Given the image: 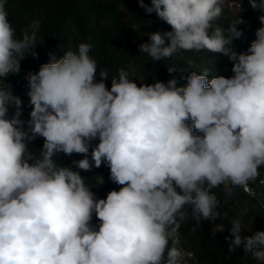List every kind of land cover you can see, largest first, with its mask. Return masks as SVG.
<instances>
[{
  "label": "clouds",
  "instance_id": "obj_1",
  "mask_svg": "<svg viewBox=\"0 0 264 264\" xmlns=\"http://www.w3.org/2000/svg\"><path fill=\"white\" fill-rule=\"evenodd\" d=\"M7 2L0 0V264H185L176 246L181 224L215 221L221 214L212 190L250 192L264 168V26L237 53L228 46L243 35L237 25L244 21L226 29L215 23L225 0H137L171 28L148 32L140 53L153 61L222 53L232 75L209 80V71H192L186 86L175 76L138 85L119 68L109 88L108 70L90 55L94 45L81 42L59 59L49 52L48 62L26 74L31 110L23 120V101L6 78L19 74L27 56L38 58L41 21L17 35ZM248 3L264 12V0ZM236 7L243 11L242 0ZM259 21L264 25V15ZM37 138L39 149L32 146ZM61 153L82 154L73 165L83 171L106 166L119 190L98 198L79 171L57 162ZM230 224L229 251L242 246L264 264V231L241 236L242 219ZM224 231L220 223L212 235Z\"/></svg>",
  "mask_w": 264,
  "mask_h": 264
},
{
  "label": "trees",
  "instance_id": "obj_2",
  "mask_svg": "<svg viewBox=\"0 0 264 264\" xmlns=\"http://www.w3.org/2000/svg\"><path fill=\"white\" fill-rule=\"evenodd\" d=\"M148 1L145 0L146 3ZM38 5L51 6L56 9L45 20L46 27L41 39L37 37L38 45L35 51L38 58L27 56L21 61L19 74L9 75L7 78L22 75L26 71H38L42 63L48 62L49 52L59 59L69 47L78 50V45L81 42L94 45L90 55L97 59L100 67L108 70L109 79L106 84L109 88L111 87V77L118 74L119 68L128 70L133 78L132 65L136 61H142V64L146 65L147 84L153 83L154 79L166 83L172 76H175L178 86H186V77L192 71H196L197 74H201L204 70L209 71V80L215 74L226 77L232 75V64L228 56L222 53H212L206 50L181 52L170 59L166 58L160 61H153L146 54L140 53V43L130 33L133 18L144 31L146 38H148V32H165L170 31L171 28L160 20L155 13L145 14L144 10L139 7L137 0H8L6 4L8 19L16 27L17 35H19L20 28L30 24L35 17ZM242 9L241 16L237 17L228 16L224 10L222 16L215 22L226 29L230 23L235 22L238 18L244 21V23L237 25L238 30L243 35L239 39H234L228 46L237 53L247 51L251 42L256 39V30L264 26L259 21V17L264 15V12L259 9L253 10L248 0H242ZM148 21L151 23L148 24ZM188 60L194 61L195 66L189 67ZM171 66H175L178 71L170 75L167 68ZM98 73L97 79H99ZM26 91L27 82L25 79L13 89V93L23 101V115L21 117L23 120L29 118L31 110ZM9 114L11 115V110ZM198 134L202 135V133ZM95 143L98 141L93 142V144ZM42 145L43 138H37L32 144L36 149L41 148ZM83 158L82 154L67 156L61 153L56 157V160L60 164L73 167V170L79 171L89 183L94 185L91 190L98 198H106L107 193L113 189L119 190L120 186L109 180V169L106 166L102 165L100 168L93 167L91 171H83L73 165V161ZM88 158L91 160V148ZM260 171L261 177L259 179H264V168ZM97 176L102 177L104 181L100 185H96L100 182ZM259 179L255 183H250L249 187L252 190L260 184ZM212 191L219 201L217 211L220 212L221 216L212 222L202 221L199 226L189 217L181 224L178 232L185 239L189 249L200 256L199 264H256L241 253L238 248L232 252L229 251L228 243L232 237L228 228L231 227L230 221L234 218L242 219L243 225L250 224L252 220L264 221V185L261 197L252 196L243 188L232 185H221ZM236 207L244 211L243 217L237 215ZM224 213H227V218H224ZM220 223L224 224L225 231L217 232L213 236L212 229ZM194 227L195 231H193ZM226 237L229 239L226 240Z\"/></svg>",
  "mask_w": 264,
  "mask_h": 264
},
{
  "label": "rangeland",
  "instance_id": "obj_3",
  "mask_svg": "<svg viewBox=\"0 0 264 264\" xmlns=\"http://www.w3.org/2000/svg\"><path fill=\"white\" fill-rule=\"evenodd\" d=\"M238 3L239 0H225L224 10L228 14V16H232V17L241 16L242 12L236 7V4ZM55 11L56 9L51 6H45V5L37 6L35 17L32 20L38 19L41 21V27L39 32L37 33V37L39 39H41L43 35V31L45 30L46 27L45 20L48 18L49 15H52ZM131 23L132 24L130 25V33L132 37L135 38L136 41L140 44L146 42L147 38L144 34V31L139 27V25L137 24L134 18L131 20ZM145 73H146V65L142 64V61H136L133 63L132 74H133V78L136 79L138 85L140 82L146 83ZM262 191H263V185L259 184L253 189V192H251L250 194L252 196L261 197ZM236 208H237L236 211L237 215H239V217H243L245 214L244 211L238 207ZM98 223L99 221L96 220L95 216H93V224L98 225ZM244 228L245 230L242 231L241 236L251 235L255 231H264V221L252 220L250 224H245ZM247 230H251V231H247ZM177 235H178L179 243L176 246L184 250L185 264H199L200 256L189 249L187 243L185 242V239L179 232L177 233ZM238 250L245 255L242 246L239 247ZM245 256L248 257L250 260L254 261L250 255H245Z\"/></svg>",
  "mask_w": 264,
  "mask_h": 264
},
{
  "label": "built area",
  "instance_id": "obj_4",
  "mask_svg": "<svg viewBox=\"0 0 264 264\" xmlns=\"http://www.w3.org/2000/svg\"><path fill=\"white\" fill-rule=\"evenodd\" d=\"M28 72H30V71H26L24 74L19 75V76L18 75H14V76H12V78L11 77L10 78H6V83L10 84L11 87H12V90H13L17 85H19L22 82V80L25 79V76H26V74ZM251 192H253V190H251L248 193H251Z\"/></svg>",
  "mask_w": 264,
  "mask_h": 264
}]
</instances>
